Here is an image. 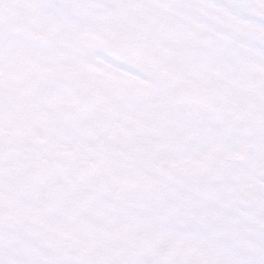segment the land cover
<instances>
[{
  "label": "snow or ice",
  "instance_id": "1",
  "mask_svg": "<svg viewBox=\"0 0 264 264\" xmlns=\"http://www.w3.org/2000/svg\"><path fill=\"white\" fill-rule=\"evenodd\" d=\"M0 264H264V0H0Z\"/></svg>",
  "mask_w": 264,
  "mask_h": 264
}]
</instances>
